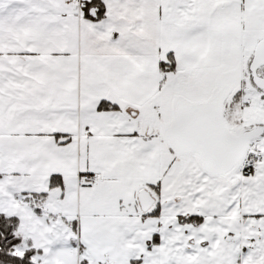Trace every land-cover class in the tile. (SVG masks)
I'll list each match as a JSON object with an SVG mask.
<instances>
[{
  "label": "snow or ice",
  "instance_id": "snow-or-ice-1",
  "mask_svg": "<svg viewBox=\"0 0 264 264\" xmlns=\"http://www.w3.org/2000/svg\"><path fill=\"white\" fill-rule=\"evenodd\" d=\"M0 264H264V0H0Z\"/></svg>",
  "mask_w": 264,
  "mask_h": 264
}]
</instances>
